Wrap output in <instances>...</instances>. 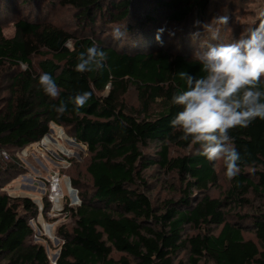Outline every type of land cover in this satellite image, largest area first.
<instances>
[{"label": "trees", "instance_id": "trees-1", "mask_svg": "<svg viewBox=\"0 0 264 264\" xmlns=\"http://www.w3.org/2000/svg\"><path fill=\"white\" fill-rule=\"evenodd\" d=\"M209 1L59 0L61 6L78 11L86 25H94L98 16L113 23L130 18L120 49L88 36L75 37L49 22L19 19L9 38L0 28V68L8 69L4 72L8 95L0 110V149L37 142L55 123L71 128L90 154L86 171L92 190L81 193L80 205L70 209L75 220L72 229H60L63 242L56 264H184L178 259L180 252L186 253L189 264L205 259L214 264H264V209L251 207L246 199L250 190L264 197V120L229 133V146L241 159L226 197L234 206L251 207L232 221L225 220L227 202L208 194L218 179L212 161L198 154V145L179 140L180 131L170 125L179 111L170 99L185 90L180 72L197 77L202 73L182 49L172 53L155 40L157 19L184 24L201 17ZM196 39H201L199 44L217 43L207 34ZM198 43L191 50L195 52ZM92 45L105 51L104 69L76 72L78 54ZM34 56L44 57L39 69L32 63ZM21 65L25 68L16 69ZM45 72L59 85L60 96L55 99L38 84ZM130 85L136 88L139 106L127 110L121 97ZM84 91L91 98L76 111L71 98ZM61 102L67 110L58 116L53 105ZM150 142L159 146L152 158L143 151ZM171 147H192L196 153L170 156ZM154 164L185 181L181 197L165 200L160 209L143 191V170ZM36 215L30 199L0 194V264H52L43 246L27 242L33 233L29 219ZM248 229L254 238L244 236Z\"/></svg>", "mask_w": 264, "mask_h": 264}, {"label": "rangeland", "instance_id": "rangeland-1", "mask_svg": "<svg viewBox=\"0 0 264 264\" xmlns=\"http://www.w3.org/2000/svg\"><path fill=\"white\" fill-rule=\"evenodd\" d=\"M3 0L0 3V28L3 36L12 37L15 32L14 22L19 19L36 22H49L57 25L75 37L88 36L99 39L105 45L122 48L123 40L114 41L110 35L111 29L120 25L130 24L131 19L124 22L113 23L108 17L98 16L94 25H86L77 17L78 11L71 7H64L59 0ZM58 2V3H57ZM264 8V0H210L205 13L201 17L192 18L184 24H170L164 19H157L158 29L163 28L162 42L164 48L172 53H178L181 49L189 58H193L194 51L191 47L201 39H193L192 33L200 32L205 37L202 28L194 24L195 21L210 22L221 15L230 16V25L222 32V41L230 42L239 38L257 22V12ZM142 15L141 12H136ZM187 29H194L186 31ZM208 35V34H207ZM203 41V39H202ZM221 41H217L219 43ZM199 44V43H198ZM71 46V43L70 45ZM196 49V48H195ZM43 56H34L32 63L39 69V62ZM24 65L16 69H24ZM8 69L0 68V110L6 104L8 92L5 90L8 77L4 72ZM108 88L104 91L106 94ZM121 101L127 110L137 109L139 106L138 93L134 85H130L127 92L121 97ZM157 106L154 105L153 109ZM159 149L158 143L150 142L143 151L150 158L155 156ZM196 151L192 147L180 149L171 147L170 156L192 154ZM90 160V154L85 144L75 139L73 130L66 126L49 124L47 135L41 140L22 148L0 149V194H7L11 198L30 199L37 208V215L29 219L33 233L27 242L39 244L45 249L50 263L54 264L53 257L60 251L63 242L60 229L71 230L75 220L70 209H76L81 203V193H89L91 189V177L86 171ZM218 174V179L209 189V196L227 202L223 208L226 221H232L236 214L248 213L251 207L264 209V197L249 191L246 199L252 206H243L230 203L226 197L231 186V179L224 174L223 160L212 161ZM246 171L254 173V169L246 168ZM145 187L143 191L151 198L157 208H161L167 199H179L185 188V181L177 174L166 172L157 164L147 167L142 173ZM255 180L254 175L251 176ZM55 178V179H53ZM53 182L60 189L62 196L52 202L50 194ZM141 185V184H140ZM67 187L74 189L75 199ZM197 194L194 192V195ZM220 227L214 228L218 231ZM246 238H254L253 232L244 231ZM119 257L120 254H114ZM178 259L184 264L188 263L185 252H180ZM201 264H214L210 260H203Z\"/></svg>", "mask_w": 264, "mask_h": 264}, {"label": "clouds", "instance_id": "clouds-1", "mask_svg": "<svg viewBox=\"0 0 264 264\" xmlns=\"http://www.w3.org/2000/svg\"><path fill=\"white\" fill-rule=\"evenodd\" d=\"M230 16L221 15L208 23L194 24L208 34L209 41L219 43L199 44L193 60L200 65L199 77L180 72L185 90L174 94L172 106L179 111L170 125L180 131L179 140L199 146L198 154L208 161L223 160L224 174L232 179L239 172L240 153L231 143L230 130L248 127L253 121L264 120V8L257 12V22L245 34L230 42H222V32L230 25ZM163 28L157 30L155 40L162 43ZM114 41L126 39V24L116 25L110 33ZM200 32L192 33L193 39ZM107 55L96 45L87 47L77 56L74 70L79 73L101 71ZM42 92L55 99L60 88L52 75H39ZM91 98L84 91L71 98L76 111L83 108ZM58 116L67 110V104L53 105Z\"/></svg>", "mask_w": 264, "mask_h": 264}, {"label": "bare ground", "instance_id": "bare-ground-1", "mask_svg": "<svg viewBox=\"0 0 264 264\" xmlns=\"http://www.w3.org/2000/svg\"><path fill=\"white\" fill-rule=\"evenodd\" d=\"M55 179V178H53ZM68 192L73 195V199H75L74 195H75V191L74 189L67 187ZM62 196V192H60V189H57V186H55L54 182H53V187H52V191L50 194V199L52 200V202H55V199L60 198Z\"/></svg>", "mask_w": 264, "mask_h": 264}, {"label": "water", "instance_id": "water-1", "mask_svg": "<svg viewBox=\"0 0 264 264\" xmlns=\"http://www.w3.org/2000/svg\"><path fill=\"white\" fill-rule=\"evenodd\" d=\"M53 124V123H52ZM55 124V123H54ZM57 125V124H56ZM74 200H76V199H74ZM60 252V251H59ZM59 252H57L55 255H54V257H53V261H54V264H56V260H57V258H58V256H59Z\"/></svg>", "mask_w": 264, "mask_h": 264}]
</instances>
